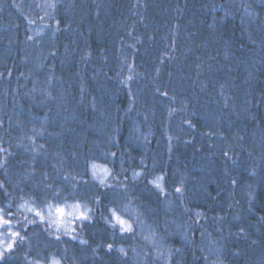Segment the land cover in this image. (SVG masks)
Here are the masks:
<instances>
[{"label":"trees","instance_id":"obj_1","mask_svg":"<svg viewBox=\"0 0 264 264\" xmlns=\"http://www.w3.org/2000/svg\"><path fill=\"white\" fill-rule=\"evenodd\" d=\"M12 2L0 0V201L10 213L63 195L93 213L72 237L21 224L0 264H264L254 0H65L40 54L32 2ZM94 161L112 167L107 185L92 178ZM116 206L131 231L107 221Z\"/></svg>","mask_w":264,"mask_h":264},{"label":"rangeland","instance_id":"obj_2","mask_svg":"<svg viewBox=\"0 0 264 264\" xmlns=\"http://www.w3.org/2000/svg\"><path fill=\"white\" fill-rule=\"evenodd\" d=\"M27 2H32L35 12L33 20L27 19L28 26H30L29 37L31 39V51H35L36 54H40L43 49H48L51 45V39L53 32L58 29V20L56 16V10L59 4H64L65 0H26ZM254 2L260 3L258 7L256 4H249L246 7L245 13L247 21H255L264 14V0H254ZM12 4L15 9L24 10L23 6L18 3V0H13ZM263 9V10H262ZM22 14L30 16L27 12H22ZM54 25V27H53ZM53 31V32H52ZM38 65V64H37ZM34 64V69H39L38 66ZM1 164V163H0ZM90 174L93 179L103 185H107L113 175L112 167L105 162L94 161L90 164L89 167ZM125 179V178H123ZM160 183L161 187H164V178L158 174V178H153V183ZM126 189L128 194V188L125 187V184H122L120 188ZM55 193V192H53ZM120 198L121 201L128 203L127 198ZM5 206L0 201V216L3 217L4 221H10V224H3L0 222V252L4 253L9 250L8 245L12 244V248L19 237L14 235L16 233L20 234V226L23 224L26 228H31L30 232L35 230L36 224L39 222L45 221L49 229L52 230L54 234H63L68 237H72L76 231V222L82 221L80 218V213L84 212L87 216L92 215L93 208L87 202L81 198H69L63 195L58 196L57 198L47 199L44 202H35L30 199L23 200L16 207L17 211H11L8 213V204L10 209H15L12 206V202L9 199L4 198ZM128 207V206H127ZM58 209L63 210L61 214ZM126 211V207H121V209L114 207L112 208V213L108 217L107 221H113L114 224L122 227L124 230H127V225H131V229L134 227V223L129 220L127 216L122 214ZM115 213V214H114ZM43 216V219H41ZM119 217L121 220L125 221V225H121L116 217ZM142 224L140 228H142ZM104 226L106 227V222L104 221ZM80 230L83 229V225H78ZM1 257V256H0ZM34 264H63L62 259L57 255H50L48 257H36L32 259Z\"/></svg>","mask_w":264,"mask_h":264},{"label":"snow or ice","instance_id":"obj_3","mask_svg":"<svg viewBox=\"0 0 264 264\" xmlns=\"http://www.w3.org/2000/svg\"><path fill=\"white\" fill-rule=\"evenodd\" d=\"M177 191H179V190L177 189ZM58 211H59L61 214H63V210H62V209H58ZM114 214H115V213H114ZM80 218H81V219H90V217H88L87 214L84 213V212H81V213H80ZM41 219H43V216H41ZM116 219H117V221H118L121 225H125L126 222L123 221V220H121L118 216L116 217ZM0 222H2L3 224H10V221H4L2 216H0ZM121 230L124 231V228L122 227ZM127 230H128V231H131V225H127ZM14 235L18 236L19 234L16 233V234H14ZM110 247H111V245H109V248H110ZM8 248H9V250H11V249H12V244H9V245H8ZM2 255H3V253L0 252V256H2Z\"/></svg>","mask_w":264,"mask_h":264}]
</instances>
